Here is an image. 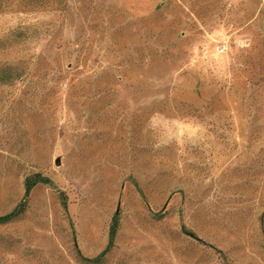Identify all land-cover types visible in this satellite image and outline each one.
I'll list each match as a JSON object with an SVG mask.
<instances>
[{"label":"rangeland","instance_id":"rangeland-1","mask_svg":"<svg viewBox=\"0 0 264 264\" xmlns=\"http://www.w3.org/2000/svg\"><path fill=\"white\" fill-rule=\"evenodd\" d=\"M0 7V264H264V0Z\"/></svg>","mask_w":264,"mask_h":264},{"label":"trees","instance_id":"trees-1","mask_svg":"<svg viewBox=\"0 0 264 264\" xmlns=\"http://www.w3.org/2000/svg\"><path fill=\"white\" fill-rule=\"evenodd\" d=\"M2 10H4V8H1L0 7V11H2ZM8 70H9V67L8 66L3 68V71L2 72H4V75L0 76V83H9V82L12 81V79H13L14 76ZM9 219H11V218H9Z\"/></svg>","mask_w":264,"mask_h":264}]
</instances>
